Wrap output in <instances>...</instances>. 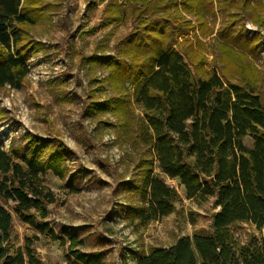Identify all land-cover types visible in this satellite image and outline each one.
Wrapping results in <instances>:
<instances>
[{
    "label": "trees",
    "instance_id": "1",
    "mask_svg": "<svg viewBox=\"0 0 264 264\" xmlns=\"http://www.w3.org/2000/svg\"><path fill=\"white\" fill-rule=\"evenodd\" d=\"M66 1L0 0V88L23 87L29 58L46 50L36 29L53 24ZM100 1L92 30L132 24L111 53L105 43L83 57L91 75L83 114L113 127L134 162L131 176L112 187L123 193L124 220L136 228L176 209L183 197L166 177L178 180L186 198L213 197L217 208L210 229L134 252V264H264V233L241 243L233 230L240 222L264 228V71L255 65L264 0ZM248 22L257 26L251 36ZM208 51L219 67L206 65ZM76 156L57 137L27 133L8 148L0 141V264H42L33 247L39 234L65 246L70 264H108L105 249L82 250L79 228L56 229L48 220L57 199L46 175L78 192L84 171L69 164ZM13 213L35 231L24 248L11 242Z\"/></svg>",
    "mask_w": 264,
    "mask_h": 264
},
{
    "label": "rangeland",
    "instance_id": "2",
    "mask_svg": "<svg viewBox=\"0 0 264 264\" xmlns=\"http://www.w3.org/2000/svg\"><path fill=\"white\" fill-rule=\"evenodd\" d=\"M103 7L100 0H67L62 10L53 14V24L37 27L36 37L46 43V50L29 58L30 72L23 87L0 88V141L8 148L11 142L22 144L23 136L33 133L49 139L57 137L72 148L77 156L69 164L84 171L76 179L80 190L72 192L66 180L48 172V184L57 199L49 205L48 220L56 229L64 224L79 228L84 241L82 250L105 249L108 264H134V252L168 246L179 236L210 229L212 214L217 208L213 197L202 201L186 198L178 180L166 177L183 197L176 209L136 228L124 220L123 193L113 192L112 187L120 175L131 176L134 162L127 155L130 147L118 140L113 127L97 126L93 116L83 114V100H87L91 78L90 63L83 62V57L101 52L105 43L111 53L115 40L132 27L129 22L92 30L101 20ZM247 29V36H251L257 26L248 22ZM259 53L255 65L264 71V37ZM207 58L206 65L219 67L218 63H211V51ZM104 73L98 70L96 74L102 77ZM61 78L67 82L62 86L59 85ZM244 142L253 145L250 136ZM13 215L11 242L14 247L24 248L26 238L32 237L35 231ZM233 230L241 243L251 234L264 233V228L259 230L249 222L236 223ZM33 247L42 264H70L65 256L66 247L46 235L39 234Z\"/></svg>",
    "mask_w": 264,
    "mask_h": 264
}]
</instances>
